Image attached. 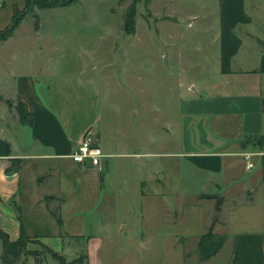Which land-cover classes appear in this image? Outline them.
Returning <instances> with one entry per match:
<instances>
[{"label": "crops", "instance_id": "obj_1", "mask_svg": "<svg viewBox=\"0 0 264 264\" xmlns=\"http://www.w3.org/2000/svg\"><path fill=\"white\" fill-rule=\"evenodd\" d=\"M15 5L22 9L25 0H0V29ZM22 24L0 42V227L12 239L25 231L30 250L49 248L72 259L84 253L83 264H105L109 236L91 232L124 231L138 212L147 233L196 235L202 258L232 237L229 264H264L263 48L260 65L232 68L228 61L237 48L223 41L222 68L201 83L210 105L201 109L200 131L189 130L184 117L180 148L171 149L160 137L146 139L143 118L136 133L113 118L101 128L97 80L81 71L35 69L33 53L18 46ZM194 84L188 87L197 90ZM18 103L31 125L20 122ZM137 105L134 111L144 105L139 98ZM86 138L103 150L97 164L71 156ZM16 158L20 167L8 172ZM198 196L203 205L188 199ZM207 231L212 236L200 241Z\"/></svg>", "mask_w": 264, "mask_h": 264}, {"label": "rangeland", "instance_id": "obj_2", "mask_svg": "<svg viewBox=\"0 0 264 264\" xmlns=\"http://www.w3.org/2000/svg\"><path fill=\"white\" fill-rule=\"evenodd\" d=\"M130 1L77 0L66 6L40 9L38 27L35 17L27 14L16 34L18 46L33 53L35 69L81 71L94 77L101 128L113 118L127 121L129 131L136 133V121L143 118L146 139L160 137L166 148L178 149L184 117L190 120L189 130L191 126L200 131L204 114L201 109L210 105L201 83L222 68L223 41L237 48L228 61L232 68L262 63L259 50L264 49V0L139 1L136 30L126 34L123 13ZM236 39L242 42L240 46ZM190 81H194L197 90L188 87ZM138 98L144 104L140 110ZM201 198L204 197L188 199L194 204L198 199L199 204ZM214 205H219V201ZM127 221V229L115 230L112 235L108 231L91 232L109 236L104 244L105 264L230 262L232 237L222 250L205 259L196 253L198 248L192 239L196 235H189L188 231L147 233L142 231L138 212ZM144 240H148L146 246ZM1 251L0 242V264H6L1 260ZM41 252L43 264L59 263L51 252ZM57 253L64 256L66 264H74L71 254ZM33 257L29 256V264L39 261Z\"/></svg>", "mask_w": 264, "mask_h": 264}, {"label": "trees", "instance_id": "obj_3", "mask_svg": "<svg viewBox=\"0 0 264 264\" xmlns=\"http://www.w3.org/2000/svg\"><path fill=\"white\" fill-rule=\"evenodd\" d=\"M77 0H25V5L20 9L17 5L14 7V12L10 23L0 29V42L7 40L11 37L16 28L20 25L27 14H32L35 17V23L38 27L39 25V14L38 10L48 9L60 6H66L75 2ZM143 1L148 4L150 0H131L123 13V29L126 34H133L136 30V15H137V3ZM18 118L22 124L33 123L32 116L28 115L22 103L16 105ZM22 159L16 158L12 159V165L7 168L8 172H12L20 167ZM52 213L57 218L59 223H62V219L56 210ZM212 236L211 231L204 233L200 241H205ZM30 238L25 233L21 232V235L17 239H12L7 231L0 227V242L2 246L1 260L6 264H29V256L33 255L38 257L39 261L35 264H43L42 252L39 250L28 249V242ZM58 259V264H66L64 256L58 254L52 249L47 248ZM86 255L84 253L80 254L72 260L74 264H83L85 262Z\"/></svg>", "mask_w": 264, "mask_h": 264}, {"label": "built area", "instance_id": "obj_4", "mask_svg": "<svg viewBox=\"0 0 264 264\" xmlns=\"http://www.w3.org/2000/svg\"><path fill=\"white\" fill-rule=\"evenodd\" d=\"M72 158L75 161L82 162L85 159H91L94 164L101 161L104 156L103 150L99 145L94 144L88 138L84 139L83 142L72 152ZM249 157V154L246 155ZM253 163L248 161V167H251Z\"/></svg>", "mask_w": 264, "mask_h": 264}, {"label": "water", "instance_id": "obj_5", "mask_svg": "<svg viewBox=\"0 0 264 264\" xmlns=\"http://www.w3.org/2000/svg\"><path fill=\"white\" fill-rule=\"evenodd\" d=\"M38 257H34V261H37Z\"/></svg>", "mask_w": 264, "mask_h": 264}]
</instances>
